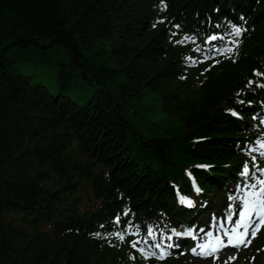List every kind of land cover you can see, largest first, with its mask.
<instances>
[{
  "label": "trees",
  "instance_id": "1",
  "mask_svg": "<svg viewBox=\"0 0 264 264\" xmlns=\"http://www.w3.org/2000/svg\"><path fill=\"white\" fill-rule=\"evenodd\" d=\"M161 2L187 31L242 14L236 56L183 72ZM261 77L264 0H0V264H131L102 226L125 207L137 224L172 210L170 182L186 186L195 162L212 165L195 176L220 190L264 100ZM148 92L181 134L145 137L133 125V101ZM83 192L94 202L84 210Z\"/></svg>",
  "mask_w": 264,
  "mask_h": 264
},
{
  "label": "snow or ice",
  "instance_id": "2",
  "mask_svg": "<svg viewBox=\"0 0 264 264\" xmlns=\"http://www.w3.org/2000/svg\"><path fill=\"white\" fill-rule=\"evenodd\" d=\"M241 19H243V18H241ZM177 27H179V26H177ZM233 28L235 30L236 35H239L241 32V29L236 25H233ZM215 38L216 37H209V39H215ZM178 43H179V41H178ZM217 50L219 51V49H217ZM255 74L256 75H262L259 72H256ZM249 83H252V81H249ZM261 87H264V85H261ZM233 115H236V113L233 112ZM260 146L262 148H264V142H261ZM261 155H264V153H261ZM197 167H208V166L198 165ZM262 171H264V170H262ZM188 174L191 176V173H188ZM252 175L253 174L251 173L249 167L246 164L244 166V168L242 169V171L240 172L241 178L248 177V179L250 181ZM257 185H259V187H257ZM193 187L197 193H199L201 191L199 189V187H197L195 185V183H193ZM237 190H241V185H237ZM243 190H246V194L241 197L243 208L240 212V217H241L240 223L243 225L245 231L241 235L247 236V229L249 228V222L251 221L253 216H256L259 218L258 225L264 224V179H259L256 184H253L250 182L244 184ZM230 199H231V197H230ZM185 201H186V198H182L181 202H185ZM187 203H188V206H191V201H187ZM119 220H120V218L117 217L116 221L119 222ZM148 234L152 235V231L150 228L148 230ZM188 234L191 235L192 233L189 232ZM254 234L255 233H253V235ZM96 235H99V233H96ZM116 235L118 236L119 239H121V240L124 239L122 234L116 233ZM177 235H181V234L177 233ZM168 238L171 239V237H168ZM244 242L245 241L243 239H240L239 236L236 237L235 241L231 238L228 241V243H230V244H232V243L239 244V243H244ZM218 244H219V241H218ZM218 244L217 245H211V246L209 244H203V245H200L199 247L201 248L202 251H206L209 247H211V251L215 252L218 250ZM136 245H137V242L133 241L132 247L135 248ZM155 247L160 248V245L157 244V245H155ZM192 251L195 254L196 249L193 248ZM140 252L142 255L144 254L143 249H140ZM160 258L161 259L164 258L163 254H161Z\"/></svg>",
  "mask_w": 264,
  "mask_h": 264
},
{
  "label": "rangeland",
  "instance_id": "3",
  "mask_svg": "<svg viewBox=\"0 0 264 264\" xmlns=\"http://www.w3.org/2000/svg\"><path fill=\"white\" fill-rule=\"evenodd\" d=\"M129 118L137 130L145 137H169L181 134V123L167 116L162 110L158 96L148 92L133 101ZM89 193V191H87ZM83 192L84 197L86 193ZM17 219L21 217L16 215ZM264 263V257L261 259Z\"/></svg>",
  "mask_w": 264,
  "mask_h": 264
}]
</instances>
